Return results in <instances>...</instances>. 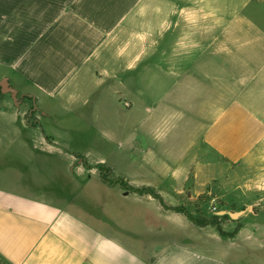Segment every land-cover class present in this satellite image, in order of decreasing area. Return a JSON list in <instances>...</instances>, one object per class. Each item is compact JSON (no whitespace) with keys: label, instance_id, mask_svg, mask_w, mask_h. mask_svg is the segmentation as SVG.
Masks as SVG:
<instances>
[{"label":"crops","instance_id":"obj_1","mask_svg":"<svg viewBox=\"0 0 264 264\" xmlns=\"http://www.w3.org/2000/svg\"><path fill=\"white\" fill-rule=\"evenodd\" d=\"M200 53L217 61L192 59L193 68L230 86L224 107L221 81L214 87L202 142L245 171L226 235L150 195L119 191L156 203L127 229L107 210L77 212L67 195L41 188L45 102L86 101L144 55L158 57L147 69L180 72L175 83L192 85L200 76L182 57ZM2 80L16 94L0 85V264H264V0H0Z\"/></svg>","mask_w":264,"mask_h":264},{"label":"rangeland","instance_id":"obj_2","mask_svg":"<svg viewBox=\"0 0 264 264\" xmlns=\"http://www.w3.org/2000/svg\"><path fill=\"white\" fill-rule=\"evenodd\" d=\"M217 58L202 53L182 57L187 73L200 76V81L185 86L175 83L180 72L147 69L158 57L144 55L131 69L110 77L109 86L94 89L86 101L76 97L45 102L48 113L41 119V133L48 141L41 142V188L67 195L70 200L63 203L77 212L86 207L107 210L113 221L120 219L127 228L134 213L140 212L143 219L139 210L156 203L123 196L119 191H132L123 189L122 180L140 194L149 195L143 188L166 196L172 193L175 198H161L164 205L181 207L221 228L230 220L228 215L221 218V212L234 211L232 195L245 171L216 160L201 138L213 107L214 87L218 90L221 81L224 107L230 100L229 79L197 72L191 63L205 59L213 68ZM27 107L32 111L30 102ZM36 116L27 120L34 124ZM77 163L86 171L77 169ZM101 166L107 170L101 172ZM101 173L119 183H102Z\"/></svg>","mask_w":264,"mask_h":264},{"label":"trees","instance_id":"obj_3","mask_svg":"<svg viewBox=\"0 0 264 264\" xmlns=\"http://www.w3.org/2000/svg\"><path fill=\"white\" fill-rule=\"evenodd\" d=\"M100 170H101V172H103L104 170L106 171L107 168H105L104 166H101V169H100ZM100 178H101V181H102L103 183H107V184H110V185L112 184V185H113V184H115V183H119V182H120V184L122 183L121 186L123 187V189H128V190H131L132 192H138V191H139V190H137V189H135V188H130V186H128L127 183H126V182H123L122 180H119V182H117L116 180L109 181V180L105 177L104 173H101ZM143 189H144L145 191H147V194H149L151 197H153L154 199L158 200L159 203H160V205H161L162 207H164V208H166V209H171V210H175V211H177V212L183 213L185 216H187V217H188V218H189L194 224H196V225L204 226V225L211 224V225L215 226L221 234L226 235V234L221 230V228L218 226L217 223H215V222H210V221H208V220H198V219H196L195 217H193L192 215H190L187 211L183 210L181 207H169V206H166V205H164V203H163L161 197H160L158 194H156V193L153 191L152 188H143ZM225 216H226V215H223L221 218H224Z\"/></svg>","mask_w":264,"mask_h":264},{"label":"water","instance_id":"obj_4","mask_svg":"<svg viewBox=\"0 0 264 264\" xmlns=\"http://www.w3.org/2000/svg\"><path fill=\"white\" fill-rule=\"evenodd\" d=\"M0 85H1V88H2V92H4V93L8 92L15 99V94L16 93H15V91L12 88L7 86L6 80H2L0 82ZM221 214L222 215H229V216H232L233 218L238 216V212H224V211H222Z\"/></svg>","mask_w":264,"mask_h":264}]
</instances>
